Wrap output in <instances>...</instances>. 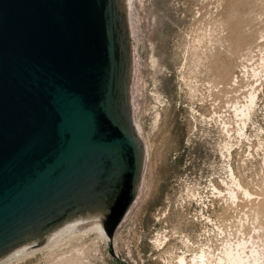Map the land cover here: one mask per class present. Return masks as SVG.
Returning a JSON list of instances; mask_svg holds the SVG:
<instances>
[{
  "label": "rangeland",
  "instance_id": "374dc122",
  "mask_svg": "<svg viewBox=\"0 0 264 264\" xmlns=\"http://www.w3.org/2000/svg\"><path fill=\"white\" fill-rule=\"evenodd\" d=\"M130 18L136 200L112 242L91 235L22 264H178L203 249L215 262L237 239L236 251L264 248V0H131ZM252 88L244 127L233 106Z\"/></svg>",
  "mask_w": 264,
  "mask_h": 264
},
{
  "label": "water",
  "instance_id": "95a60500",
  "mask_svg": "<svg viewBox=\"0 0 264 264\" xmlns=\"http://www.w3.org/2000/svg\"><path fill=\"white\" fill-rule=\"evenodd\" d=\"M125 5L0 0V260L89 215L112 242L136 200L145 149Z\"/></svg>",
  "mask_w": 264,
  "mask_h": 264
},
{
  "label": "bare ground",
  "instance_id": "6f19581e",
  "mask_svg": "<svg viewBox=\"0 0 264 264\" xmlns=\"http://www.w3.org/2000/svg\"><path fill=\"white\" fill-rule=\"evenodd\" d=\"M124 3L126 4L125 9L127 12L129 24H131V18H130L131 0H124ZM252 51L248 50L250 54L253 53ZM257 90L252 88L251 92L245 98L246 100L244 99L245 102L243 103L238 102L237 104H235V106H233L234 108L233 111L235 112L238 118H241L240 121H243L242 124H244L243 125L244 127L247 126V122L250 121V118L252 117V113L255 107L257 106L256 105L257 95H258ZM157 118L158 117L156 116V119ZM243 129H241L242 131L240 132L241 133L240 137H243L245 135L244 132L245 129L244 130ZM232 180H233V185L236 186L238 191H241L242 194L245 195L246 197L251 198L252 196L251 192L246 187H244L241 181L236 179L234 173H232ZM215 190L219 194L223 192V191L220 192L216 187ZM230 194L233 199L235 198L238 200V192H231ZM86 223L89 224L83 226L82 228L81 225ZM91 235H95L94 239L98 240L100 243L103 242L102 240H104L106 244L110 242V239L108 238V236L106 235L103 229L102 218L100 215H96V216L89 215L86 217H79L71 221H68L59 228H57L56 230L49 233L41 243H39V240H36L35 242H30L14 250L6 257L1 259L0 264H22L31 258L38 257L39 255L45 256L50 252L56 255L59 252H63L70 249L73 245L79 244L83 241L90 239ZM239 240L240 239H237L235 242H233V244L230 243L227 249L221 247L220 249L221 254L220 253H219L220 255L217 254L218 256H216L217 259L215 262L211 261V258L213 257L212 253H207V251L203 249L200 253H194L192 257L193 259L191 260L190 263L187 262L186 256H182L179 259L178 264H264V248L261 250L259 249L260 246L259 247L256 246L252 251L250 250L251 253H249L246 252L247 251L246 244H240L238 248L241 249L236 251L235 243H238ZM155 242L158 245H162L161 243L162 241L160 238H157ZM224 246L225 245H223V247ZM55 264H57V262Z\"/></svg>",
  "mask_w": 264,
  "mask_h": 264
}]
</instances>
